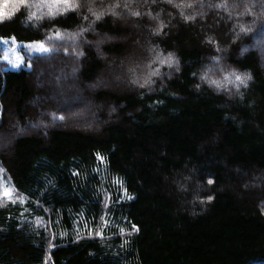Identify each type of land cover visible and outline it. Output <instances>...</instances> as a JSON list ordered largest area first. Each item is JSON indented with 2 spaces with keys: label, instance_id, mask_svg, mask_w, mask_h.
Wrapping results in <instances>:
<instances>
[{
  "label": "trees",
  "instance_id": "16d2710c",
  "mask_svg": "<svg viewBox=\"0 0 264 264\" xmlns=\"http://www.w3.org/2000/svg\"><path fill=\"white\" fill-rule=\"evenodd\" d=\"M48 1L0 20V40L71 36L0 66V185L25 201H0V264H264V0ZM56 59L78 79L52 99ZM80 92L95 126L70 118Z\"/></svg>",
  "mask_w": 264,
  "mask_h": 264
},
{
  "label": "rangeland",
  "instance_id": "374dc122",
  "mask_svg": "<svg viewBox=\"0 0 264 264\" xmlns=\"http://www.w3.org/2000/svg\"><path fill=\"white\" fill-rule=\"evenodd\" d=\"M27 1H31L32 3V9H34V11H41L47 4H48V0H0V20L4 19L5 17H8L12 12H14L17 9V6L19 4H25ZM60 0H54L52 3H55L54 8V12L58 9L59 7V2ZM67 7V4L64 6V8ZM264 36V33L261 34ZM70 35H63L59 34V38L61 40H66L67 42L71 41ZM57 35L53 36L51 35L50 37V42H43L44 46L46 48L49 49L48 52H41L39 50H37V48L35 46L33 47H27V45L31 42H37V41H29V42H24V41H19L16 38H7V39H1L0 40V66L2 69L4 70H19L21 68H29L30 67V59H32L34 56L37 55H45L51 52L52 50V46H51V39H56ZM262 38V36H261ZM257 45H259L260 47L264 46V40H257L255 42ZM5 56H7V59H5ZM20 58L19 60L17 58ZM160 60H166V57L163 56L162 54H155L153 55V57H151V61L149 63L150 65V69L152 68L153 65H155L156 63H160ZM11 61V62H10ZM62 62H59V59H56L55 61H53V63H50V70H45L44 72H40L41 74V83L39 84V87L43 86V84L47 83L48 84H52V87L55 89L53 91L50 92V94H52L51 98L55 99V97L61 93V88L62 87H67L70 84L74 85V83L76 82V80L78 79L77 75H78V71L76 68L72 69V67L67 71H61V72H56V74H54L55 71V64H57ZM135 62V60H129L126 64L124 69H117V71L111 72L107 75H109V80H107L106 75L104 76V78L101 80L103 82H110L113 84H128L126 82H128L124 77H126L127 75V68H129V66H132V64ZM76 63H74L75 65ZM168 65V63H163ZM18 65V66H17ZM59 73V74H58ZM138 82L144 81L143 77H142V73H141V77L138 76ZM133 80V79H132ZM131 80V81H132ZM126 81V82H125ZM134 82V81H133ZM91 88H94V85L90 86ZM65 89V88H64ZM63 90V89H62ZM71 89H67L68 92H70ZM75 90L71 91V94H74ZM74 105L75 104V109H72L70 105ZM65 105L67 107H70L68 109L69 115L71 119H78V117L81 118L79 120H83L82 125L86 126V127H91V126H95L98 124L99 119L95 117V115L92 114L91 111H86V107L89 106V103L84 102L83 101V96L82 93L80 92L78 96H75V98L71 101H65ZM78 105L80 106L79 108ZM80 108L83 109L82 114H74L71 113L72 111L77 112L78 110H80ZM72 110V111H71ZM68 115V116H69ZM88 116V117H87ZM51 121L53 119H50ZM47 124L45 123H40V124H35V126L33 128L36 129H40L42 127H46Z\"/></svg>",
  "mask_w": 264,
  "mask_h": 264
},
{
  "label": "snow or ice",
  "instance_id": "6c2138e0",
  "mask_svg": "<svg viewBox=\"0 0 264 264\" xmlns=\"http://www.w3.org/2000/svg\"><path fill=\"white\" fill-rule=\"evenodd\" d=\"M133 14L139 15V13H133ZM97 18H99V17H97ZM186 19H190V17H186ZM246 31H248V30L246 28H244L243 26H241V32H246ZM56 35H57V38H59V33H57ZM13 40H14V38H13ZM33 46H35L37 48V50H39L41 52H48L49 51V49L44 46L43 42H39V41L31 42L27 45V47H33ZM5 59H7V56H5ZM17 59L19 60L20 58L18 57ZM173 62H174V59H173L172 54H169V56L166 58V60H160L161 64L168 63L170 66ZM157 72H158V70H154L153 72L150 73V75H156ZM231 77H234V79H231ZM223 79L225 82L232 83L237 88H239L240 85H244L246 87L247 86L246 81L248 79H250V77L247 75L238 74L235 71H233V72H230L227 75H225ZM145 83H149V81L146 80ZM209 83L215 84L217 87L221 86L220 81L211 80V81H209ZM98 159H100L102 161L103 157H98ZM209 183H212V181L209 180ZM128 198L131 199V197H128ZM17 199H19L20 203L25 202L23 197H17L16 196V189L14 187L0 185V201L16 203ZM210 199H211V197H209V200ZM0 206H3V204L0 203ZM106 223L107 222H105V224ZM133 230H137L135 225H133ZM121 231H123V230H121ZM96 235L99 236V235H101V233L97 232Z\"/></svg>",
  "mask_w": 264,
  "mask_h": 264
}]
</instances>
